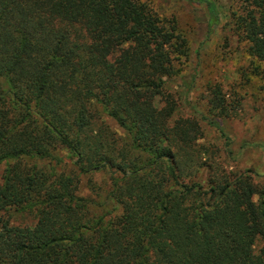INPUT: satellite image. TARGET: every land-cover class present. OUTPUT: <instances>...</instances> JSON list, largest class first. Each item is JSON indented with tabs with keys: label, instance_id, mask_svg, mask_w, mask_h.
Returning a JSON list of instances; mask_svg holds the SVG:
<instances>
[{
	"label": "trees",
	"instance_id": "obj_1",
	"mask_svg": "<svg viewBox=\"0 0 264 264\" xmlns=\"http://www.w3.org/2000/svg\"><path fill=\"white\" fill-rule=\"evenodd\" d=\"M238 2L231 27L264 62V0ZM183 55L174 18L142 0H0V264H264V187L172 117ZM205 107L223 135L219 86Z\"/></svg>",
	"mask_w": 264,
	"mask_h": 264
},
{
	"label": "rangeland",
	"instance_id": "obj_2",
	"mask_svg": "<svg viewBox=\"0 0 264 264\" xmlns=\"http://www.w3.org/2000/svg\"><path fill=\"white\" fill-rule=\"evenodd\" d=\"M142 1L158 17L174 18L185 40V55L175 62L176 73L163 86L176 102L172 117L197 119L200 142L219 150L221 164L227 170L249 172L253 182L264 187V62L247 55L246 44L238 41L231 27L229 12L239 6V0H215L219 23L212 31L204 0ZM185 83L188 90H184ZM213 85L220 87L233 108L230 116L215 117L223 135L201 119L208 116L205 101ZM105 122L123 136L113 121L107 118ZM92 178L102 191L107 189L105 174L95 173ZM79 193L89 194L83 177ZM11 220L13 224L32 223L25 214H16Z\"/></svg>",
	"mask_w": 264,
	"mask_h": 264
}]
</instances>
